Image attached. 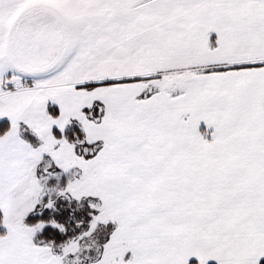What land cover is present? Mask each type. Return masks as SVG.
I'll list each match as a JSON object with an SVG mask.
<instances>
[{
	"label": "snow or ice",
	"instance_id": "obj_1",
	"mask_svg": "<svg viewBox=\"0 0 264 264\" xmlns=\"http://www.w3.org/2000/svg\"><path fill=\"white\" fill-rule=\"evenodd\" d=\"M0 229V264H264V0H0Z\"/></svg>",
	"mask_w": 264,
	"mask_h": 264
},
{
	"label": "crops",
	"instance_id": "obj_2",
	"mask_svg": "<svg viewBox=\"0 0 264 264\" xmlns=\"http://www.w3.org/2000/svg\"><path fill=\"white\" fill-rule=\"evenodd\" d=\"M203 124V122H202ZM201 124V125H202ZM39 209V205L36 206V208H34L32 211H30L28 214H26L25 218H24V222L25 223H28V224H32L29 220L34 218L35 220H38V219H46L45 217H42V214H45L47 216H49V210L47 209H43V210H37ZM59 219H61L62 217H58ZM46 227V225L44 226ZM42 228L40 231L36 232L33 236V240L34 241H39V240H45L46 241V238L48 239H53L54 242H58L62 237L61 235L53 228H50V229H45V228ZM194 260V258H190V261ZM209 263H214L216 264L215 260H212L210 259L207 264Z\"/></svg>",
	"mask_w": 264,
	"mask_h": 264
},
{
	"label": "rangeland",
	"instance_id": "obj_3",
	"mask_svg": "<svg viewBox=\"0 0 264 264\" xmlns=\"http://www.w3.org/2000/svg\"><path fill=\"white\" fill-rule=\"evenodd\" d=\"M201 124H202V122H201ZM200 124V128H201V130H203V124L201 125ZM42 217H45V218H47L48 216L47 215H45V214H42ZM60 217H62V216H60ZM41 219H43V218H41ZM61 219H63V217L61 218ZM31 223H34V222H36L37 220H35L34 218H32V219H30L29 220ZM45 229H50L51 228V226H49V225H46V227H44ZM46 240H48V238H46Z\"/></svg>",
	"mask_w": 264,
	"mask_h": 264
},
{
	"label": "trees",
	"instance_id": "obj_4",
	"mask_svg": "<svg viewBox=\"0 0 264 264\" xmlns=\"http://www.w3.org/2000/svg\"><path fill=\"white\" fill-rule=\"evenodd\" d=\"M0 230H2V229H0ZM190 264H191V261H190ZM209 264H214V263H209Z\"/></svg>",
	"mask_w": 264,
	"mask_h": 264
}]
</instances>
